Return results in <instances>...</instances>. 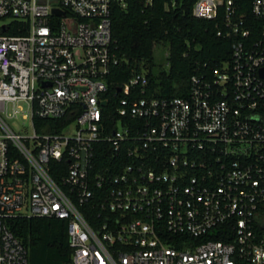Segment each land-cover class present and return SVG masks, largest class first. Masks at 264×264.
<instances>
[{
  "label": "built area",
  "instance_id": "built-area-1",
  "mask_svg": "<svg viewBox=\"0 0 264 264\" xmlns=\"http://www.w3.org/2000/svg\"><path fill=\"white\" fill-rule=\"evenodd\" d=\"M114 6L0 0V264L19 217L65 221L71 264H264V0L195 1L232 60L169 98L111 88Z\"/></svg>",
  "mask_w": 264,
  "mask_h": 264
},
{
  "label": "trees",
  "instance_id": "trees-1",
  "mask_svg": "<svg viewBox=\"0 0 264 264\" xmlns=\"http://www.w3.org/2000/svg\"><path fill=\"white\" fill-rule=\"evenodd\" d=\"M128 0L112 9V89L146 72L157 97H184L194 76H212L232 60V39L217 35L216 22L193 15L196 0ZM167 3L170 7L167 8ZM10 35H21L8 31ZM167 47L168 68H157L155 50ZM89 219V217H88ZM12 232L29 250V264H71L68 225L63 220L19 217L9 221Z\"/></svg>",
  "mask_w": 264,
  "mask_h": 264
},
{
  "label": "rangeland",
  "instance_id": "rangeland-1",
  "mask_svg": "<svg viewBox=\"0 0 264 264\" xmlns=\"http://www.w3.org/2000/svg\"><path fill=\"white\" fill-rule=\"evenodd\" d=\"M169 54V51L167 49V47L165 46H159L156 48L155 50V62L157 64V68L161 69V68H168V62H167V56ZM20 105L23 106L25 112H27L28 109V105L26 103H20ZM11 126L18 132H22L24 130H27V132L30 131L29 129V121L24 120L22 115L18 118L15 119L11 122ZM67 133H70L71 130H67Z\"/></svg>",
  "mask_w": 264,
  "mask_h": 264
},
{
  "label": "water",
  "instance_id": "water-1",
  "mask_svg": "<svg viewBox=\"0 0 264 264\" xmlns=\"http://www.w3.org/2000/svg\"><path fill=\"white\" fill-rule=\"evenodd\" d=\"M56 12L58 11L56 10ZM261 76L264 77V69L261 70Z\"/></svg>",
  "mask_w": 264,
  "mask_h": 264
}]
</instances>
